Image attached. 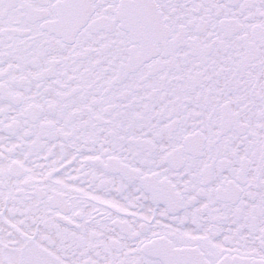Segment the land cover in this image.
Returning a JSON list of instances; mask_svg holds the SVG:
<instances>
[{
	"label": "snow or ice",
	"instance_id": "obj_1",
	"mask_svg": "<svg viewBox=\"0 0 264 264\" xmlns=\"http://www.w3.org/2000/svg\"><path fill=\"white\" fill-rule=\"evenodd\" d=\"M0 264H264V0H0Z\"/></svg>",
	"mask_w": 264,
	"mask_h": 264
}]
</instances>
